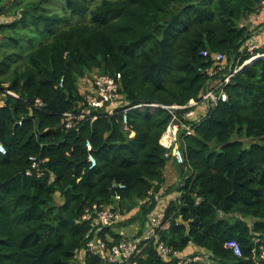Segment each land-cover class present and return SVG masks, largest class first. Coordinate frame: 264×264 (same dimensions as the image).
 Instances as JSON below:
<instances>
[{
	"label": "trees",
	"instance_id": "obj_1",
	"mask_svg": "<svg viewBox=\"0 0 264 264\" xmlns=\"http://www.w3.org/2000/svg\"><path fill=\"white\" fill-rule=\"evenodd\" d=\"M51 1L0 0V16L14 17L0 22L7 148L0 152V264H78L91 230L81 216L94 202L135 210L129 219L141 222L157 205L149 191L165 183L169 158L160 138L170 113L132 108L125 129L122 108L99 111L95 121L67 131L63 114L83 98L82 78L121 73L131 106L185 103L201 96L219 52L227 69L242 68L226 85L228 100L186 137L198 173L180 201L170 202L174 219L161 235L178 250L195 244L212 252L188 264H264V56L246 62L251 31L243 25L262 0H59L48 7ZM73 15L83 20L73 23ZM31 155L48 158L54 177L27 175ZM231 239L242 255L227 247ZM140 263L172 264L153 244ZM86 264L112 263L88 253Z\"/></svg>",
	"mask_w": 264,
	"mask_h": 264
},
{
	"label": "built area",
	"instance_id": "obj_2",
	"mask_svg": "<svg viewBox=\"0 0 264 264\" xmlns=\"http://www.w3.org/2000/svg\"><path fill=\"white\" fill-rule=\"evenodd\" d=\"M264 6L262 0L261 7ZM252 56L251 60L260 54L255 52L260 45L257 42H250L246 46ZM203 55L208 56L209 52L204 50ZM246 61V62H247ZM227 55L219 52L215 56L213 66L208 68L210 76L207 87L201 93L199 98H191L185 103H163V102H141L130 105L122 94V75L121 73L109 74L102 73L92 79L91 84L83 90V98L78 102L74 110L66 111L63 114V125L68 130L79 129L85 121H95L99 116V111L114 113L119 108L124 111V128H129L128 111L132 108L152 110L156 108L166 109L170 115V121L167 124L160 143L167 149L166 156L169 161L175 162L181 169L180 176L176 184V197L173 200L180 201L183 196L182 187L193 181L198 170L193 167L184 150V144L187 136L196 133L197 126L207 116L209 111L219 105L221 101L229 98L226 85L230 82L233 75L238 72L242 65L235 68L228 66ZM62 78L61 85L63 84ZM9 93L18 95L9 90ZM1 95V94H0ZM36 103L44 105V102L38 98ZM4 105V100L0 101V106ZM22 124V121H19ZM133 134V133H132ZM2 128L0 126V152L7 153V148L1 139ZM88 151V161L91 168L97 164L95 155L92 153L93 144L90 140L86 143ZM48 158H39L37 155L30 156V166L26 170L27 175H34L42 178L47 174L50 179L54 173L48 171L44 164ZM120 188L126 187L125 184H119ZM162 187V186H161ZM149 194L157 200L156 207L147 215L146 220H130V214L116 208L113 204H99L94 202L89 206L81 216L82 221L91 224V230L88 234V240L85 248L77 253L75 260L78 264H86L88 253L101 256L112 264H141L140 258L144 257V250L149 244H153L158 253L172 264H188L192 261L208 258L212 254L210 250L191 244L184 250H178L169 245L162 239V232L167 229L173 221V215H168L169 202H162L160 193L152 188ZM116 200H120V194H115ZM200 201V198H198ZM145 199L141 200V203ZM135 211V210H134ZM181 216L178 217L180 219ZM236 255H242V247L238 240L231 239L226 243ZM264 258V250L261 253Z\"/></svg>",
	"mask_w": 264,
	"mask_h": 264
},
{
	"label": "crops",
	"instance_id": "obj_3",
	"mask_svg": "<svg viewBox=\"0 0 264 264\" xmlns=\"http://www.w3.org/2000/svg\"><path fill=\"white\" fill-rule=\"evenodd\" d=\"M243 25L247 26L248 30L251 31V37L244 44L246 46L250 42H257L260 47L255 52L260 55L247 61L251 62L258 57L264 56V6L261 7L256 13L249 15L244 21ZM181 169L173 161H169L165 168V183L159 190L162 202H169L173 200L176 193V184L180 176Z\"/></svg>",
	"mask_w": 264,
	"mask_h": 264
},
{
	"label": "rangeland",
	"instance_id": "obj_4",
	"mask_svg": "<svg viewBox=\"0 0 264 264\" xmlns=\"http://www.w3.org/2000/svg\"><path fill=\"white\" fill-rule=\"evenodd\" d=\"M57 3H60V1L59 0H53V1H51L49 3L48 7L49 6H52L53 7V5H55ZM58 11L59 12H62L63 10L62 9H58ZM13 19H14V17H12V16H0V22H7V21H11ZM82 20H83L82 17H80L78 15H75V16L73 15V20H72L73 23L79 22V21H82ZM97 73H98V71H94L90 75L95 76V75H97ZM92 77L91 76H88V78H82L81 79V86H80V88H81L82 91L85 90V88H87L91 84L92 79H94ZM1 100H3V96L2 95H0V101ZM133 212H135V211H133ZM130 215H132V214H130ZM209 257H210V255H209Z\"/></svg>",
	"mask_w": 264,
	"mask_h": 264
},
{
	"label": "water",
	"instance_id": "obj_5",
	"mask_svg": "<svg viewBox=\"0 0 264 264\" xmlns=\"http://www.w3.org/2000/svg\"><path fill=\"white\" fill-rule=\"evenodd\" d=\"M116 188H113L112 193L115 194ZM183 221V220H182ZM185 224H188L187 222L184 221Z\"/></svg>",
	"mask_w": 264,
	"mask_h": 264
}]
</instances>
